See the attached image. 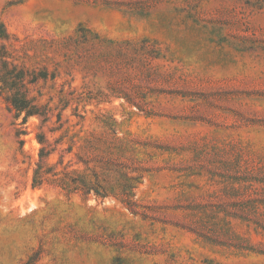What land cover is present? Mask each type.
<instances>
[{
	"label": "rangeland",
	"instance_id": "rangeland-1",
	"mask_svg": "<svg viewBox=\"0 0 264 264\" xmlns=\"http://www.w3.org/2000/svg\"><path fill=\"white\" fill-rule=\"evenodd\" d=\"M1 24L50 67L80 26L147 39L160 57L94 63V79L73 57L55 89L109 95L71 102L61 122V107L24 122L0 97V264H264V0H0ZM42 133L55 171L83 168L75 152L86 143L85 159L141 174L136 213L113 171L108 197L69 192L52 175L35 186Z\"/></svg>",
	"mask_w": 264,
	"mask_h": 264
},
{
	"label": "trees",
	"instance_id": "trees-1",
	"mask_svg": "<svg viewBox=\"0 0 264 264\" xmlns=\"http://www.w3.org/2000/svg\"><path fill=\"white\" fill-rule=\"evenodd\" d=\"M71 39L70 43L62 44V48L65 49L62 61L56 62L53 60L54 66L50 67L46 60L41 62L36 59V50H34L33 54L30 53L38 46L37 43H33V48H30L23 43L19 36L9 32L4 24L0 25V97L5 100L8 110L14 112L16 117L19 118L23 115V120L26 122L30 116H40L44 121H47L54 111L61 107V110L57 113L58 121L61 122L63 110L70 106L73 101L78 104L80 102L84 103V107L88 104H100L107 101L106 97L109 93L103 88H97L94 91L85 85L86 92L85 95H82V93H76L77 87H73L71 84L68 91H66L64 81V83H61L60 89H55V84L61 75V71L72 75L70 71L75 66L71 64L70 60L73 57H76L74 61L84 79L91 75L94 79L98 75L99 71L93 70V67L95 64L101 67V61H106L109 64L114 62V60H118L121 64L131 66L136 63L139 54H147L151 58L160 57L159 49L155 48L147 39L136 43L128 40L117 42L102 37L99 33L84 26H80L76 31L75 37ZM47 42L49 41L43 40L42 47H45ZM53 47H55L53 48L54 50L56 48L61 50L59 44L56 46L54 43ZM44 50H46V47ZM91 50H103L104 54L94 56ZM46 58L48 60L49 57L46 55ZM71 66L73 67L70 68ZM116 67L118 68L117 65ZM68 68L70 69L68 70ZM84 83L87 84V82ZM46 88L48 89L47 92L45 91ZM54 89L55 92L52 93ZM108 89L115 94L117 93L118 97L124 98L131 105H137L140 108L136 96H132L125 90L116 92L109 85ZM46 94H48V98L44 99ZM55 97L58 98V103L53 102ZM81 116L83 117V115ZM112 119L117 123L115 118ZM60 126L62 127L63 124L61 123ZM77 136L79 135H73L74 139L70 140L69 152H72L77 144L75 140ZM39 141L42 146L39 152L40 160L37 162L33 175L35 186L43 184L52 175L59 185L69 192L84 191L86 193H95V195L100 197H108L114 195V191L108 188V185L111 186V184L103 174L106 175L109 171H113L119 178V191L123 197L121 201L136 213L137 204L133 202V199L136 195L135 189L141 183V174L133 175L131 174L132 171L128 170L125 172V168L120 170L109 168L95 160L85 159L82 152L87 148L86 143L78 146L79 151L75 152L78 163H82L84 165L83 168H74L72 171H55L54 165H50L46 160L54 148L46 145L47 140L43 133L39 135ZM36 257L37 255L29 257L23 264H35ZM122 261V258L119 257L116 260V264H122Z\"/></svg>",
	"mask_w": 264,
	"mask_h": 264
}]
</instances>
